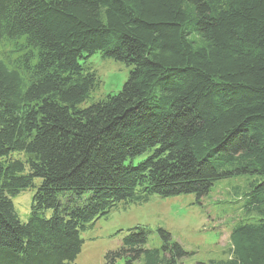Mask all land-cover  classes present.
I'll use <instances>...</instances> for the list:
<instances>
[{
    "label": "trees",
    "instance_id": "16d2710c",
    "mask_svg": "<svg viewBox=\"0 0 264 264\" xmlns=\"http://www.w3.org/2000/svg\"><path fill=\"white\" fill-rule=\"evenodd\" d=\"M97 52L130 75L83 107ZM238 177L231 258L208 264H264V0H0V264H76L122 205ZM35 187L24 223L12 197ZM156 234L129 229L105 264L189 257Z\"/></svg>",
    "mask_w": 264,
    "mask_h": 264
},
{
    "label": "rangeland",
    "instance_id": "374dc122",
    "mask_svg": "<svg viewBox=\"0 0 264 264\" xmlns=\"http://www.w3.org/2000/svg\"><path fill=\"white\" fill-rule=\"evenodd\" d=\"M81 63L90 66L99 79L98 88L83 107L107 96L117 95L130 75V68L125 64L107 59L99 52ZM146 157L136 158L134 164ZM249 182L253 180L247 177L218 181L211 193L199 202L193 195H184L154 197L144 204L122 205L81 233L84 245L76 264H105L106 254L117 249L127 231L135 227L151 232L149 248H159L161 240L156 234L157 230H167L174 241L188 252L189 257L180 264H208L211 260L230 259L231 229L244 219L240 209L244 198H236V190H240L241 197ZM39 184L40 179H37L36 185ZM36 188L12 197L19 218L24 223L29 221ZM117 264L126 263L122 260Z\"/></svg>",
    "mask_w": 264,
    "mask_h": 264
}]
</instances>
